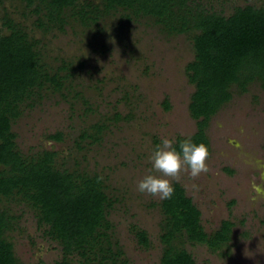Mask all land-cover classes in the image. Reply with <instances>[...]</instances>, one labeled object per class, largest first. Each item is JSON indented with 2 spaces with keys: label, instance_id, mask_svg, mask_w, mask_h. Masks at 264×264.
<instances>
[{
  "label": "rangeland",
  "instance_id": "rangeland-1",
  "mask_svg": "<svg viewBox=\"0 0 264 264\" xmlns=\"http://www.w3.org/2000/svg\"><path fill=\"white\" fill-rule=\"evenodd\" d=\"M77 4L64 30L51 31L37 27L34 9L22 0H0V30H6V17L20 24L30 39L40 41L48 66L64 67L67 76L62 93H42L22 107L13 124L17 147L24 155L58 152L59 169L100 176L108 199L103 255L116 254L117 264H161L168 221L163 200L141 194L137 184L149 173V157L162 139L177 141L198 131L189 109L196 91L187 71L196 55L192 36L169 32L154 17L122 8L105 13L102 0ZM189 5L228 18L237 8H264V0H190ZM83 7L97 20L82 21L75 12ZM231 91L232 99L205 130L209 170L167 177L201 212L208 235L225 221L233 223L230 240L218 250L191 242L185 232L177 235L173 246L190 253L195 264H264L263 81L256 78L244 92L233 85ZM56 133L61 142L49 139ZM0 210L12 217L6 238L20 262L63 260V247L45 234L31 207L3 199ZM138 232L146 233L147 245Z\"/></svg>",
  "mask_w": 264,
  "mask_h": 264
},
{
  "label": "trees",
  "instance_id": "trees-1",
  "mask_svg": "<svg viewBox=\"0 0 264 264\" xmlns=\"http://www.w3.org/2000/svg\"><path fill=\"white\" fill-rule=\"evenodd\" d=\"M22 1L34 9L37 27L51 31H63L68 12L78 8V0ZM102 1L105 13L122 8L134 15L154 17L169 32L191 34L196 55L187 71L196 91L189 109L198 121V131L190 138L179 137L176 142L178 146L180 141L191 139L210 149L205 130L210 119L232 99L233 85L244 92L260 78L264 86V8H237L227 18L193 9L190 0ZM75 13L82 21L97 20V16L90 17L93 13L86 7ZM3 25L6 30H0V200H18L35 211L38 225L63 247L64 258L57 264H117L116 254L103 255L107 250L102 228L108 225V199L102 192L100 176L59 169L58 152L42 150L24 155L17 147L13 124L22 115V107L35 97L41 98L42 93H62L67 87V76L61 73L64 67L54 71L48 66L40 41L30 39L20 24L6 17ZM95 128L102 132V126ZM49 139L61 142L62 135H49ZM173 187L172 197L162 202L168 221L162 236L167 247L161 264H195L190 253L173 246L177 235L185 232L191 242L218 250L230 240L233 223L225 221L218 231L208 235L201 225V212L185 190L179 184ZM11 219L8 212L0 210V264H23L6 238ZM137 236L147 245L145 232H138ZM74 253L80 260L70 259Z\"/></svg>",
  "mask_w": 264,
  "mask_h": 264
},
{
  "label": "clouds",
  "instance_id": "clouds-1",
  "mask_svg": "<svg viewBox=\"0 0 264 264\" xmlns=\"http://www.w3.org/2000/svg\"><path fill=\"white\" fill-rule=\"evenodd\" d=\"M209 158V146L203 142L184 139L177 146L176 141L164 138L149 157L151 168L138 182L137 190L141 194L158 196L161 200L170 199L174 187L167 177L176 178L182 171L189 172L193 177L206 173Z\"/></svg>",
  "mask_w": 264,
  "mask_h": 264
}]
</instances>
